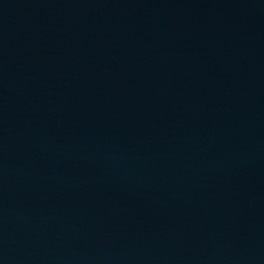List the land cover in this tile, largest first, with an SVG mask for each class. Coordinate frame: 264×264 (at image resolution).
<instances>
[{"label":"water","instance_id":"1","mask_svg":"<svg viewBox=\"0 0 264 264\" xmlns=\"http://www.w3.org/2000/svg\"><path fill=\"white\" fill-rule=\"evenodd\" d=\"M0 264H264V0H0Z\"/></svg>","mask_w":264,"mask_h":264}]
</instances>
